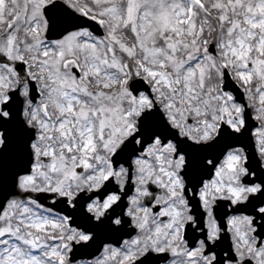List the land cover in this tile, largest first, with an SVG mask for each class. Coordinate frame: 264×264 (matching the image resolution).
<instances>
[{"label":"snow or ice","instance_id":"6c2138e0","mask_svg":"<svg viewBox=\"0 0 264 264\" xmlns=\"http://www.w3.org/2000/svg\"><path fill=\"white\" fill-rule=\"evenodd\" d=\"M0 264H264V0H0Z\"/></svg>","mask_w":264,"mask_h":264}]
</instances>
